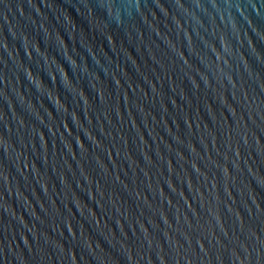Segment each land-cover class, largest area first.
Masks as SVG:
<instances>
[{"label":"water","instance_id":"water-1","mask_svg":"<svg viewBox=\"0 0 264 264\" xmlns=\"http://www.w3.org/2000/svg\"><path fill=\"white\" fill-rule=\"evenodd\" d=\"M0 264H264V0H0Z\"/></svg>","mask_w":264,"mask_h":264}]
</instances>
